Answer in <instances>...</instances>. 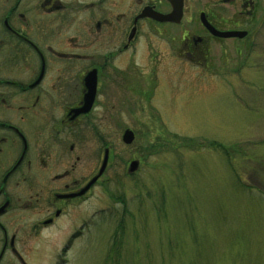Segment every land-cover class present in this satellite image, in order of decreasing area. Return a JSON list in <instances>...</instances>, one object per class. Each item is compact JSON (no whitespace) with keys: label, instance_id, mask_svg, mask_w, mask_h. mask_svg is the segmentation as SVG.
Instances as JSON below:
<instances>
[{"label":"rangeland","instance_id":"rangeland-1","mask_svg":"<svg viewBox=\"0 0 264 264\" xmlns=\"http://www.w3.org/2000/svg\"><path fill=\"white\" fill-rule=\"evenodd\" d=\"M253 12L240 53L217 40L208 67L186 59L100 90L82 147L87 196L47 228L19 212L27 264H264V0Z\"/></svg>","mask_w":264,"mask_h":264},{"label":"flooded vegetation","instance_id":"flooded-vegetation-1","mask_svg":"<svg viewBox=\"0 0 264 264\" xmlns=\"http://www.w3.org/2000/svg\"><path fill=\"white\" fill-rule=\"evenodd\" d=\"M255 1L0 0V264L5 255L27 264L20 211L31 209L35 227L47 228L86 198L82 147L100 90L132 88L133 78L175 71L186 59L208 67L217 40H237L230 42L240 53Z\"/></svg>","mask_w":264,"mask_h":264},{"label":"water","instance_id":"water-1","mask_svg":"<svg viewBox=\"0 0 264 264\" xmlns=\"http://www.w3.org/2000/svg\"><path fill=\"white\" fill-rule=\"evenodd\" d=\"M211 30H214V29L211 28ZM214 33L219 35V36H236V35L237 36H243L245 34L244 31L220 32V31H215V30H214ZM94 86H95V81H93L92 88L85 94V105L80 110L86 111V110H88L90 108V105L92 103V99H93V96H94ZM133 138H134V133L132 132V130H130L129 128H126L123 131V134H122L123 141L126 142V143H130L133 140ZM106 159H107V152H105L104 159H103L102 165L100 167L99 173L102 172V170H103V168L105 166V163H106ZM136 166H137V162L136 161H132L130 163L129 170L135 169ZM96 178H97V176L93 177L90 182L92 183L94 180H96Z\"/></svg>","mask_w":264,"mask_h":264},{"label":"bare ground","instance_id":"bare-ground-1","mask_svg":"<svg viewBox=\"0 0 264 264\" xmlns=\"http://www.w3.org/2000/svg\"><path fill=\"white\" fill-rule=\"evenodd\" d=\"M134 138H135V136H134ZM134 138H133V140H134ZM133 140L131 141V142H133ZM130 144V143H129Z\"/></svg>","mask_w":264,"mask_h":264}]
</instances>
